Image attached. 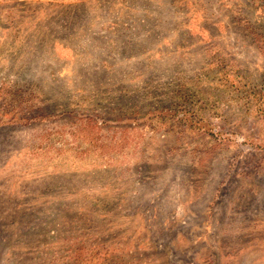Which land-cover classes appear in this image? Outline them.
I'll use <instances>...</instances> for the list:
<instances>
[{
  "label": "rangeland",
  "instance_id": "374dc122",
  "mask_svg": "<svg viewBox=\"0 0 264 264\" xmlns=\"http://www.w3.org/2000/svg\"><path fill=\"white\" fill-rule=\"evenodd\" d=\"M0 264H264V0H0Z\"/></svg>",
  "mask_w": 264,
  "mask_h": 264
}]
</instances>
